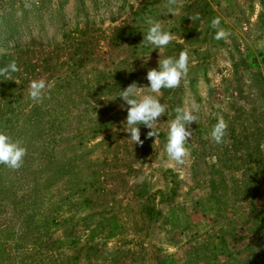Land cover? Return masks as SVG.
Wrapping results in <instances>:
<instances>
[{
  "label": "rangeland",
  "instance_id": "obj_1",
  "mask_svg": "<svg viewBox=\"0 0 264 264\" xmlns=\"http://www.w3.org/2000/svg\"><path fill=\"white\" fill-rule=\"evenodd\" d=\"M148 19L173 37L160 53ZM182 51L159 136L141 125L135 144L116 95ZM13 61L0 132L26 153L0 164V264H264V0H0ZM34 80L52 85L39 100ZM177 108L195 118L180 161L164 150Z\"/></svg>",
  "mask_w": 264,
  "mask_h": 264
},
{
  "label": "clouds",
  "instance_id": "obj_2",
  "mask_svg": "<svg viewBox=\"0 0 264 264\" xmlns=\"http://www.w3.org/2000/svg\"><path fill=\"white\" fill-rule=\"evenodd\" d=\"M149 25L144 40L147 44L153 46L154 50H160L166 47L173 39L170 32L165 30L161 23L148 19ZM212 26L219 24L218 20H212ZM222 31L217 33L216 38L223 36ZM145 58L147 61L148 57ZM187 53L181 52L178 57H159L158 66L147 71V86H138L133 82L127 88L121 89L115 99L120 98L123 103L122 110L127 112L125 121H123V131L128 133V138L135 144L143 143L141 141V125L150 129L148 137H157L160 134L158 118L165 112V106L159 100L161 89L176 87L181 77L186 74ZM19 71L17 64L13 61L5 67L0 68V76L5 79L11 78V74ZM52 85L44 80H34L29 84V94L33 100H39L46 89ZM147 89V91H142ZM114 99V100H115ZM176 115L169 120L166 131V143L164 150L172 160L180 161L186 154V143L191 136L188 125L195 121L193 113L188 108H177ZM226 122L223 117H219L213 125L210 137L216 142L221 143L226 133ZM26 149L17 141L14 142L9 136L0 132V164L9 168H19L23 162Z\"/></svg>",
  "mask_w": 264,
  "mask_h": 264
}]
</instances>
